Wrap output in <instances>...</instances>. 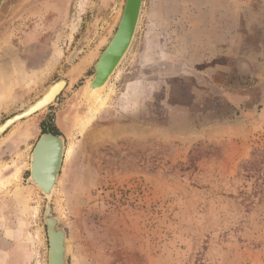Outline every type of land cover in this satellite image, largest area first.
<instances>
[{"label": "rangeland", "instance_id": "obj_1", "mask_svg": "<svg viewBox=\"0 0 264 264\" xmlns=\"http://www.w3.org/2000/svg\"><path fill=\"white\" fill-rule=\"evenodd\" d=\"M124 4L1 5L0 124L66 84L0 135V264H48L29 182L48 130L71 148L51 200L69 264H264V0H144L96 110L84 90Z\"/></svg>", "mask_w": 264, "mask_h": 264}, {"label": "water", "instance_id": "obj_2", "mask_svg": "<svg viewBox=\"0 0 264 264\" xmlns=\"http://www.w3.org/2000/svg\"><path fill=\"white\" fill-rule=\"evenodd\" d=\"M3 1L4 0H0V8ZM143 3L144 0H125V4L117 28L113 36L106 44L105 48L99 54L97 61L94 64L95 76L90 82L88 88L89 93H92V87L96 88L102 86L107 81L109 82L110 78L115 73L119 64L126 56L137 32V28L141 18ZM65 84H66V80H65ZM60 92L57 94L54 101L58 98ZM38 111L40 110H36L31 114H34ZM28 117H30V115H28ZM23 118H27V116L22 117V119ZM8 120L9 119H7L2 124H5ZM15 122L17 121H14L10 125H8L0 133V135L3 134ZM2 124H0V126ZM53 140H58L61 143L60 144L61 152L59 154V161L57 160V163L54 168L55 172L51 174V176L47 179V181H41L39 175V172H41V167H42L41 158L47 148L46 147L47 143ZM64 147H65V139L62 135H57L52 132H45L39 137L31 154L29 182L33 185L38 184L39 186H41L42 188L41 191L47 198V204L44 212V221L47 226L48 241H49L48 264H69L70 251L68 249L69 242H68L67 230L65 229V226L63 225L61 219L53 214L52 201H51L53 194L48 195L53 187L55 175L58 174L59 171H61V166L64 159L63 157Z\"/></svg>", "mask_w": 264, "mask_h": 264}, {"label": "bare ground", "instance_id": "obj_3", "mask_svg": "<svg viewBox=\"0 0 264 264\" xmlns=\"http://www.w3.org/2000/svg\"><path fill=\"white\" fill-rule=\"evenodd\" d=\"M20 70H21L20 68L19 69H16V71H17L16 73L18 74L17 75L18 77H16V81L21 86L28 85L30 82L28 81L27 78H25V76L21 72L22 70L21 71ZM107 84H108V81L105 82L102 86H99V87H96V88L92 87V93H89L88 92V88H89L90 83L88 85H86V87H85L84 94L86 96H88V94H90L95 99V101H97V105L98 106L96 107V110L98 109V107H100L105 102V99L106 98L104 97L103 92L105 91V88L107 87ZM64 85H65V80H61V81H58V82H55V83L51 84L49 86V88H47V90L42 94V96L39 99H37L32 104H30L22 112H20L17 115L11 117V119L9 118V120L5 124H2L0 126V133L8 125H10L11 123H13L14 121H17V122H18V120L21 121L22 117H24V116H27L28 117V115L31 116V115H33L31 113L35 112L36 110H43V109H45L50 103H52L54 101L55 97L61 91V89L64 87ZM94 105H95V103H94ZM84 118H85V116H84ZM89 118L87 119L86 122H84L83 125H86L87 123H89V121H90ZM60 144L61 143L58 140H53V141L47 143V146H46L47 148H46V150H45V152H44V154H43V156L41 158V161H42V165L41 166L42 167H41V172H39L41 181H47V179L51 176V174L53 172H55V169L54 168H55V165L57 163V160L59 161V154L61 152V146H60ZM63 150H64L63 151L64 152V156H65V152H66V156H68L70 154L71 148H68L66 150L65 147H64ZM60 178L61 177H60V171H59V173L55 175V180H54V183H53V187L51 189V192L48 195H52V194L54 195V193L56 191V188L58 186V182H59V179ZM37 185L38 184H36L34 186H37ZM37 188H39L40 190H42L41 186H39V185L37 186ZM68 249L70 251V245L68 246Z\"/></svg>", "mask_w": 264, "mask_h": 264}, {"label": "flooded vegetation", "instance_id": "obj_4", "mask_svg": "<svg viewBox=\"0 0 264 264\" xmlns=\"http://www.w3.org/2000/svg\"><path fill=\"white\" fill-rule=\"evenodd\" d=\"M46 132H52V133H54V134H57V135H60V134H58L56 131H50V130H48V131H46ZM45 133V132H44ZM42 135V134H41ZM38 141V140H37Z\"/></svg>", "mask_w": 264, "mask_h": 264}]
</instances>
